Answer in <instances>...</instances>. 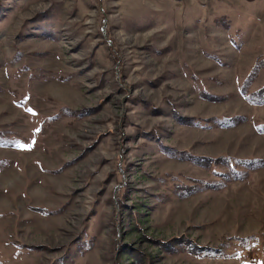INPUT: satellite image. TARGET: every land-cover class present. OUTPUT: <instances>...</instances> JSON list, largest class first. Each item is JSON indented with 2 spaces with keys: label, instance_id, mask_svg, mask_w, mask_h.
<instances>
[{
  "label": "rangeland",
  "instance_id": "obj_1",
  "mask_svg": "<svg viewBox=\"0 0 264 264\" xmlns=\"http://www.w3.org/2000/svg\"><path fill=\"white\" fill-rule=\"evenodd\" d=\"M263 89L264 0H0V264H264Z\"/></svg>",
  "mask_w": 264,
  "mask_h": 264
},
{
  "label": "trees",
  "instance_id": "obj_2",
  "mask_svg": "<svg viewBox=\"0 0 264 264\" xmlns=\"http://www.w3.org/2000/svg\"><path fill=\"white\" fill-rule=\"evenodd\" d=\"M257 69V64H256V67L254 69V72L251 73L250 75H253L255 73ZM249 78L246 79V81H248ZM243 92H244V89H243ZM264 94V89L263 90H259V91H255L253 92L252 94H245L246 98L248 99V101L250 102H254L256 104H261V105H264V102H257L256 100H253L251 99L252 98H256L258 100H264V97H261L263 96ZM259 96V97H258ZM241 118H245L246 117H236L235 119H241ZM235 119H231V120H235ZM258 131H260L261 133H264V125H261V126H258L257 127ZM221 162H224V166L225 167H228L229 168V172L230 174L232 173V175H237L236 177H234L235 180H240L241 179V175L242 173L246 170V171H255L259 168H262L264 167V159H256V158H252V159H234V158H230V157H226V156H223L221 158H218L216 160H214V164L215 165H219V163ZM228 177V174H222L221 175V179H223V184L224 183H227V182H230L231 180ZM225 180V182H224ZM208 186V185H207Z\"/></svg>",
  "mask_w": 264,
  "mask_h": 264
},
{
  "label": "snow or ice",
  "instance_id": "obj_3",
  "mask_svg": "<svg viewBox=\"0 0 264 264\" xmlns=\"http://www.w3.org/2000/svg\"><path fill=\"white\" fill-rule=\"evenodd\" d=\"M37 131H39V129H37ZM21 147H25V146L21 145Z\"/></svg>",
  "mask_w": 264,
  "mask_h": 264
},
{
  "label": "crops",
  "instance_id": "obj_4",
  "mask_svg": "<svg viewBox=\"0 0 264 264\" xmlns=\"http://www.w3.org/2000/svg\"><path fill=\"white\" fill-rule=\"evenodd\" d=\"M258 1H262L263 2V0H258Z\"/></svg>",
  "mask_w": 264,
  "mask_h": 264
}]
</instances>
